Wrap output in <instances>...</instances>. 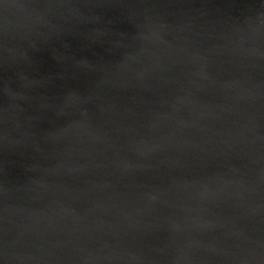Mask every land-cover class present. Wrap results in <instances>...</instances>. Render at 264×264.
<instances>
[{
    "label": "water",
    "instance_id": "1",
    "mask_svg": "<svg viewBox=\"0 0 264 264\" xmlns=\"http://www.w3.org/2000/svg\"><path fill=\"white\" fill-rule=\"evenodd\" d=\"M0 264H264V0H0Z\"/></svg>",
    "mask_w": 264,
    "mask_h": 264
}]
</instances>
